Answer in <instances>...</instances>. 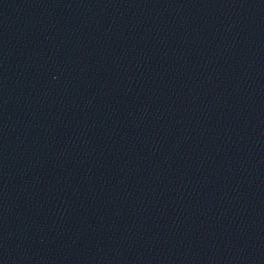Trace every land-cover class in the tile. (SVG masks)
I'll list each match as a JSON object with an SVG mask.
<instances>
[{"label":"water","instance_id":"obj_1","mask_svg":"<svg viewBox=\"0 0 264 264\" xmlns=\"http://www.w3.org/2000/svg\"><path fill=\"white\" fill-rule=\"evenodd\" d=\"M264 212V0H0V264H138Z\"/></svg>","mask_w":264,"mask_h":264}]
</instances>
